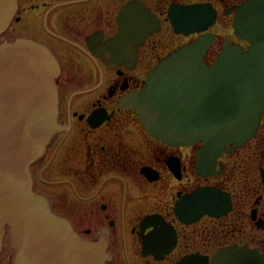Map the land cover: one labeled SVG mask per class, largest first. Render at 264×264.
<instances>
[{
  "label": "flooded vegetation",
  "instance_id": "obj_1",
  "mask_svg": "<svg viewBox=\"0 0 264 264\" xmlns=\"http://www.w3.org/2000/svg\"><path fill=\"white\" fill-rule=\"evenodd\" d=\"M244 1L16 0L2 36L46 44L60 67V129L30 167L33 188L79 235L104 241V264H177L192 256L212 264V256L232 246L255 249L264 259V238L239 227L249 222V231L264 232V111L251 139L226 145L209 171L198 172L202 143L161 142L131 108L120 106L124 96L142 90L160 59L200 35L176 34L183 41L158 53L163 44L153 36L166 27L175 35L167 20L170 5L214 8L216 20L207 30L214 40L205 56L210 65L224 42L249 46L233 32L234 9ZM129 3L146 7L160 30L134 48L123 44L113 57L111 39ZM129 14L125 22L141 21L139 9ZM198 190L202 199L192 204Z\"/></svg>",
  "mask_w": 264,
  "mask_h": 264
},
{
  "label": "water",
  "instance_id": "obj_2",
  "mask_svg": "<svg viewBox=\"0 0 264 264\" xmlns=\"http://www.w3.org/2000/svg\"><path fill=\"white\" fill-rule=\"evenodd\" d=\"M16 3L0 0V35ZM135 8L142 11L141 21L125 22ZM234 10L233 32L249 46L224 42L208 65L205 56L214 35L207 30L216 11L208 3L170 5L167 20L174 33L200 35L160 59L142 90L120 101L153 138L170 145L202 143L196 152L198 172L209 171L226 145L239 147L251 139L264 111V0H246ZM118 25L111 39L113 57L123 44L134 48L160 30V20L140 3L127 4ZM59 74L57 57L46 44L29 37L1 38L0 256L6 234L12 251L6 264H104L107 258L102 239L79 235L33 188L30 167L60 129ZM202 192L191 195L192 204L202 199ZM211 263L264 264V259L255 249L232 246L212 256ZM177 264L207 263L192 256Z\"/></svg>",
  "mask_w": 264,
  "mask_h": 264
},
{
  "label": "rangeland",
  "instance_id": "obj_3",
  "mask_svg": "<svg viewBox=\"0 0 264 264\" xmlns=\"http://www.w3.org/2000/svg\"><path fill=\"white\" fill-rule=\"evenodd\" d=\"M225 30V29H224ZM227 30H225L226 32ZM222 32V31H221ZM153 39L158 40L159 42H162V46L161 48L158 49V53L163 54L166 51V48L171 49L174 48V46H176L177 44H180L181 41H183L182 37L177 36L176 34L172 37L170 36V30H168V28L166 27V29L163 31H160L159 33L155 34L153 36ZM212 54H213V50H211ZM241 229L246 230L248 233L251 232V234H256L255 238H264V232H258L255 233V231H249L252 230V224H250L249 222H246L244 224V226H239ZM256 245H259L258 242L256 243ZM10 255H11V248L8 242V235H5L4 238V243H3V250L1 253V257H0V264H6L8 263L9 259H10Z\"/></svg>",
  "mask_w": 264,
  "mask_h": 264
},
{
  "label": "bare ground",
  "instance_id": "obj_4",
  "mask_svg": "<svg viewBox=\"0 0 264 264\" xmlns=\"http://www.w3.org/2000/svg\"><path fill=\"white\" fill-rule=\"evenodd\" d=\"M8 26H9V25H8ZM7 28H8V27H7ZM5 31H6V30H5ZM2 35H3V34L0 35V42H1V38H4V40L7 39V38L3 37ZM7 40H8V41H13V40H9V39H7Z\"/></svg>",
  "mask_w": 264,
  "mask_h": 264
}]
</instances>
